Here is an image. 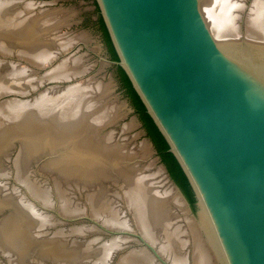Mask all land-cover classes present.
<instances>
[{
	"label": "water",
	"instance_id": "95a60500",
	"mask_svg": "<svg viewBox=\"0 0 264 264\" xmlns=\"http://www.w3.org/2000/svg\"><path fill=\"white\" fill-rule=\"evenodd\" d=\"M245 1L255 4L261 8H264V0H245Z\"/></svg>",
	"mask_w": 264,
	"mask_h": 264
}]
</instances>
